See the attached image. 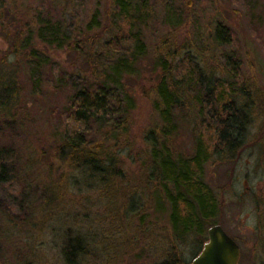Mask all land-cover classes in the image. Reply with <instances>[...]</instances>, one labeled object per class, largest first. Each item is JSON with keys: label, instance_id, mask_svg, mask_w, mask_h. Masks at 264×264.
Segmentation results:
<instances>
[{"label": "rangeland", "instance_id": "obj_1", "mask_svg": "<svg viewBox=\"0 0 264 264\" xmlns=\"http://www.w3.org/2000/svg\"><path fill=\"white\" fill-rule=\"evenodd\" d=\"M113 2L0 0V264H67L63 247L75 238L84 250L72 264H158L172 254L186 264L195 257L196 238L174 241L144 142L160 122L152 103L163 40L219 77L230 76L226 54L240 60L234 78L244 84L247 140L234 159L212 158L205 181L218 203L215 225L240 249L238 264H264V0H146L138 24L146 54L122 81L134 102L126 134L110 148L101 140L105 125L89 138L112 155L115 168L102 178L59 153L58 114L72 82L115 59L101 46L115 33ZM218 23L232 32L226 46L213 45ZM45 24L67 44L44 40ZM177 65L180 78L185 68ZM196 110L178 113L170 139L178 156L193 153Z\"/></svg>", "mask_w": 264, "mask_h": 264}, {"label": "trees", "instance_id": "obj_2", "mask_svg": "<svg viewBox=\"0 0 264 264\" xmlns=\"http://www.w3.org/2000/svg\"><path fill=\"white\" fill-rule=\"evenodd\" d=\"M113 3L115 33L101 46L115 59H110L107 67L91 74L92 78L81 77L78 82H72L58 114L61 126L59 153L64 152L78 168L102 178H108L106 176L115 166L103 144L89 139L91 132L94 126L96 131L102 125L107 126L105 138L101 140L108 143V148L113 139L117 142L126 134L134 102L122 81L125 75L133 73L135 64L145 56L147 49L138 25L146 14V0H114ZM40 31L44 40L56 42L58 48L67 44L59 30L49 29L45 24ZM212 39L214 46H226L232 41V32L218 23ZM171 45L169 40H163L159 45L157 65L161 76L154 87L152 104L160 122L144 134V142L150 176L158 182L169 208L174 241L196 238L198 254L207 240L208 227L215 225L218 210L214 192L205 181L204 167L215 157H223L225 161L234 159L247 140L248 110L240 94L244 84H237L234 78L241 64L235 55H225V70L231 77L227 74L219 77L203 69L189 52L181 57V46L172 48ZM86 55L89 59L92 56L90 52ZM180 62L185 70L179 78L174 73L179 71L177 64ZM192 105L197 108L194 112L197 122L194 150L190 156H178L172 150L170 139L179 131L178 113ZM83 250V242L79 239H68L62 251L64 261L74 263ZM172 255L158 264H182Z\"/></svg>", "mask_w": 264, "mask_h": 264}, {"label": "water", "instance_id": "obj_3", "mask_svg": "<svg viewBox=\"0 0 264 264\" xmlns=\"http://www.w3.org/2000/svg\"><path fill=\"white\" fill-rule=\"evenodd\" d=\"M206 234L201 250L186 264H238L240 249L220 225L209 227Z\"/></svg>", "mask_w": 264, "mask_h": 264}]
</instances>
